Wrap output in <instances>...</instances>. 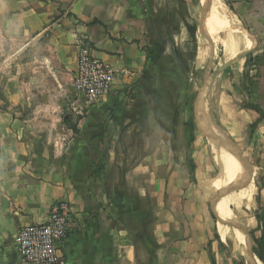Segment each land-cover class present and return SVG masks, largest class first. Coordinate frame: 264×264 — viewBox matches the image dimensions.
Returning <instances> with one entry per match:
<instances>
[{"label": "crops", "instance_id": "1", "mask_svg": "<svg viewBox=\"0 0 264 264\" xmlns=\"http://www.w3.org/2000/svg\"><path fill=\"white\" fill-rule=\"evenodd\" d=\"M6 37L23 46L0 68V264H26L18 230L58 201L66 264H264V116L248 108L264 115V0H0V59ZM82 45L129 70L89 108L72 87ZM221 150L244 169L238 196L255 187L239 220L255 257L233 255L201 182Z\"/></svg>", "mask_w": 264, "mask_h": 264}, {"label": "built area", "instance_id": "2", "mask_svg": "<svg viewBox=\"0 0 264 264\" xmlns=\"http://www.w3.org/2000/svg\"><path fill=\"white\" fill-rule=\"evenodd\" d=\"M129 76V70L112 68L96 58L89 47L80 46L72 87L83 108H89L107 97L115 81ZM71 227L70 208L65 201L51 207L48 219L18 230L16 252L26 264H66L63 243Z\"/></svg>", "mask_w": 264, "mask_h": 264}, {"label": "rangeland", "instance_id": "3", "mask_svg": "<svg viewBox=\"0 0 264 264\" xmlns=\"http://www.w3.org/2000/svg\"><path fill=\"white\" fill-rule=\"evenodd\" d=\"M149 1L152 2V3H154V4H157L158 1H161V0H149ZM213 7L214 6H212V11H213ZM213 17L216 18V15L213 14ZM52 23H55V20H53ZM22 46H23V41H17V42H15L13 40H10L8 37H6L5 48L2 51V54H4L6 57L0 59V68H1V64H3V60H7L8 57H9V55H12L15 50H17L19 48H22ZM30 58H31L30 57V54L26 52L22 57L21 56L17 57L16 58V62H20V63L27 62V61L30 60ZM12 60H14V59L12 58ZM7 63H6V66L9 65V63L8 64ZM0 74H2V73H0ZM0 81H1V76H0ZM68 85H69V82H68ZM68 95H69V93H68ZM57 97L59 99V96H57ZM56 99H54V101H57ZM18 113H22L23 114V111H18ZM214 123H215L214 126L219 125L217 122H214ZM214 132H215V134L218 133L216 127L214 128ZM209 148L210 147H208V152L211 151ZM227 153H228L227 151L221 150L220 153L217 154V159H218V161H219V163H220L221 166L218 165L215 162L216 160H214V163L212 162V159H214L213 157L211 158L212 154L210 155V153H209L208 155H205V159L206 158L207 159H206V163L204 165L205 168H204L203 171H201V182H203V181L204 182L205 181H208L209 183L213 182V189H211V193L213 195L212 196V201H213V203H214V205L216 207L217 214L224 221L223 222L224 229H223L222 234L224 235L227 231L229 232V235H230L229 236L230 247L233 250V255L236 258H239L241 251H243L245 249V243L248 244V242L245 241L246 239H244V243L242 244V239H241L240 243L239 244L237 243V241L235 240V237L234 236H235V234H238L239 235V233L237 232V229L233 225V220L232 219H229L227 213L225 212V210L223 209V207H222V205L220 204L219 201L222 198H225L226 197L225 198V201L229 204V206H230V208L232 210V214L235 217V219L236 220L238 219L237 221H238L239 227L244 231V228L241 227V224H240L241 216H242V212H241L242 208L237 209V208L233 207L232 204L230 205V202L232 200L231 197H233V194L236 193V192H238L240 190V188L243 187L244 184H242V182H241V181H243V179L236 180L235 181V184L233 183L234 185L232 183L230 185H225V187L223 189H221V180H220L219 189H216V181L221 176V173H222V165H223V162H224V160H225V158L227 156ZM211 162L213 163V166L211 165ZM225 169L226 170L224 172H226V173H229L230 172V169L229 170L227 169V165H226ZM231 179H232V181H234V179L229 176V181L230 182H231ZM208 186H209V184L208 185H205V184L200 185L201 192L202 193H205V191H206V189H207ZM241 190L238 193H241L242 194V193L245 192V190H243V189H241ZM254 203H255V201H254ZM254 203L252 204V207L249 208V210H250L249 212H251V213L254 211L253 210V208L255 207V204ZM247 207H248V205L245 206V208H243L244 211H246V208ZM254 263H256V262H254Z\"/></svg>", "mask_w": 264, "mask_h": 264}, {"label": "bare ground", "instance_id": "4", "mask_svg": "<svg viewBox=\"0 0 264 264\" xmlns=\"http://www.w3.org/2000/svg\"><path fill=\"white\" fill-rule=\"evenodd\" d=\"M212 6H214L213 7V13L216 15V18L215 17H213L215 20H217V21H220V19H221V17H220V11H221V9H219L218 8V6L216 5V3H214L213 1H212V4H211ZM222 12V11H221ZM229 34V33H228ZM227 34V35H228ZM226 39H227V37H226ZM218 101V100H217ZM229 152L227 153V156H226V158H225V160H224V162H223V165H222V173H221V176H220V178L216 181V189H219V186H220V180H221V189H223L224 188V186H223V183L225 184V185H230L231 183L233 184H235V180H241V179H245L244 177V174H243V170L241 169V166L239 165V163L237 162V160L233 157V156H231L230 157V159H229ZM214 158V157H213ZM229 161V162H228ZM239 161V160H238ZM227 163H228V167H229V169H230V172L229 173H226V172H224L226 169H225V167H226V165H227ZM229 176L230 177H232L233 179H234V181H232V182H230L229 181ZM249 177V176H248ZM246 180V179H245ZM223 182V183H222ZM242 182V181H241ZM249 183V182H248ZM233 184V185H234ZM245 185H247V183L245 184ZM247 190L251 193V195H248L247 197H245V198H240L239 196H238V192L240 191H238V192H236V193H234L233 194V197H231V202H230V205L232 204L233 205V207H235V208H237V209H239V208H241V205H243L244 203L245 204H247V205H249V207H251V205H252V203H253V197L252 196H254V194H255V187H254V185H252V184H250V185H248L247 187ZM236 189V188H235ZM242 191V190H241ZM241 194V193H240ZM232 196V195H231ZM226 198V197H225ZM225 198H222L219 202H220V204L222 205V207H223V209L225 210V212L227 213V215H228V217H229V219H232L233 220V214H232V210H231V208H230V206H229V204L225 201ZM255 204V203H254ZM254 206V205H253ZM238 211V210H237ZM248 211V210H247ZM243 213V212H242ZM242 215H245V214H242ZM242 218H243V216H242ZM249 218V217H248ZM247 219V218H246ZM248 220V219H247ZM249 223H251V219H249L248 220V225H249ZM242 227V226H241ZM247 229V228H246ZM238 232V231H237ZM239 233V235L238 234H235V240L237 241V243L239 244L240 243V241H241V239H242V244L244 243V236L240 233V232H238ZM241 237V238H240Z\"/></svg>", "mask_w": 264, "mask_h": 264}, {"label": "trees", "instance_id": "5", "mask_svg": "<svg viewBox=\"0 0 264 264\" xmlns=\"http://www.w3.org/2000/svg\"><path fill=\"white\" fill-rule=\"evenodd\" d=\"M211 9V7H210ZM94 23H97L96 21ZM0 100H4L3 95H2V87L0 85ZM248 108L255 110L256 112H258L260 114L261 117H263L264 115L261 113V111H259V109L253 105V104H249ZM254 252L257 255V257L264 263V247H263V239H259L256 240V244L254 247Z\"/></svg>", "mask_w": 264, "mask_h": 264}, {"label": "water", "instance_id": "6", "mask_svg": "<svg viewBox=\"0 0 264 264\" xmlns=\"http://www.w3.org/2000/svg\"><path fill=\"white\" fill-rule=\"evenodd\" d=\"M233 225H234V227L244 236V237H246V233L239 227V225H238V222L237 221H233ZM246 247H247V251L249 252V254L250 255H252L253 257H255V255H254V253H253V251H252V248H251V246L249 245V244H247L246 245Z\"/></svg>", "mask_w": 264, "mask_h": 264}]
</instances>
